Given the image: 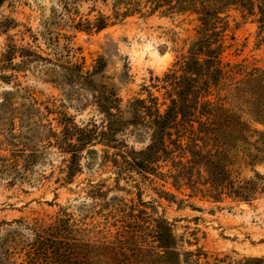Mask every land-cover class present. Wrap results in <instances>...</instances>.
I'll use <instances>...</instances> for the list:
<instances>
[{
    "label": "rangeland",
    "instance_id": "rangeland-1",
    "mask_svg": "<svg viewBox=\"0 0 264 264\" xmlns=\"http://www.w3.org/2000/svg\"><path fill=\"white\" fill-rule=\"evenodd\" d=\"M210 1L218 8L222 60L232 71L209 98L264 129L233 98L237 81L264 69V0ZM112 6L113 0L0 5V264H106L121 247L132 253L156 244L159 218L200 264H255L251 258L264 257V163L249 165L240 154L228 166L236 183L259 182L247 200L215 190L207 166L188 163L190 152L168 138V151L152 169L127 162L152 140L150 126L133 124L131 102L150 104L153 96L164 112L165 74L190 55L200 14L135 13L98 31L85 29L99 14L111 15ZM22 48L32 54L23 56ZM77 72H90L92 81L82 84ZM95 90L115 94L128 123L114 141L96 139L72 162L61 140L76 142L77 127L104 129Z\"/></svg>",
    "mask_w": 264,
    "mask_h": 264
},
{
    "label": "trees",
    "instance_id": "trees-1",
    "mask_svg": "<svg viewBox=\"0 0 264 264\" xmlns=\"http://www.w3.org/2000/svg\"><path fill=\"white\" fill-rule=\"evenodd\" d=\"M4 1L0 0V5ZM217 9L210 0H113L112 14H99L85 29L95 28L98 31L135 13L145 15L159 11L163 14H181L191 11L200 14L199 38L193 42L190 55L179 63L178 70L165 74L164 81L169 87L167 95L170 103L164 112L160 111L158 98L153 96L150 104L141 98L131 102L133 124L141 121L140 123L150 126L152 140L146 149L138 152L141 157H134L127 162L138 169H152L151 164L155 159L168 151V138L169 143L177 145L181 151L190 152L188 163L207 166L215 190L221 193L227 191L248 200L259 187V182L250 179L236 183L228 166L232 161L239 160L240 154L249 165L264 163V129L254 128L242 114L235 113L218 103V100L212 101L209 98L213 89L222 80L230 77L232 71L230 64H224L221 56L224 45L221 31L216 30L217 21L213 18H218ZM112 18L114 20L111 21ZM21 52L23 56L32 54L27 48H22ZM35 56L47 59L36 53ZM102 64L103 62H99L95 69L101 68ZM63 68L81 70L80 65H63ZM91 75L90 72L87 75L77 72V76L73 77L82 84H87L92 81ZM237 84L233 90V98L245 105V114L264 126V69L254 68L245 78L237 81ZM94 98L100 110L105 113L104 129L97 130L96 125L94 128L77 127L76 142H70L69 137L61 140V147L72 152V162L86 144L96 139L110 143L115 140V134L128 123L123 117L120 99L115 94L95 90ZM220 99L223 100L219 97ZM141 111L148 116L147 121H143ZM195 122L199 124L197 128L194 126ZM173 129L178 138H172ZM182 136L189 139L186 146L180 142ZM189 166L184 165V168L189 169ZM257 178H262L259 172ZM152 233L156 244L137 246L132 253L121 247L115 250L116 256L106 264H200L199 260L192 258L194 253L179 249L171 224L165 218L156 220ZM251 260L255 264H264V257Z\"/></svg>",
    "mask_w": 264,
    "mask_h": 264
}]
</instances>
